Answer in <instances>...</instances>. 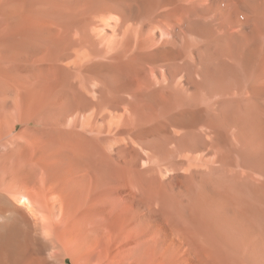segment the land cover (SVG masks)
Masks as SVG:
<instances>
[{
	"label": "bare ground",
	"instance_id": "6f19581e",
	"mask_svg": "<svg viewBox=\"0 0 264 264\" xmlns=\"http://www.w3.org/2000/svg\"><path fill=\"white\" fill-rule=\"evenodd\" d=\"M146 28L165 38L144 49ZM158 69L162 82L146 78ZM80 75L99 83L83 109L128 94L160 110L162 128L131 127L138 150L212 153L199 182L140 190L127 170L126 189L128 140L38 123L74 109ZM201 224L247 250L240 264H264V0H0V264H214Z\"/></svg>",
	"mask_w": 264,
	"mask_h": 264
},
{
	"label": "rangeland",
	"instance_id": "374dc122",
	"mask_svg": "<svg viewBox=\"0 0 264 264\" xmlns=\"http://www.w3.org/2000/svg\"><path fill=\"white\" fill-rule=\"evenodd\" d=\"M124 27H127L126 24L124 25ZM101 28L103 29V27L101 26L99 28V30H100L99 32H101L102 34L105 32L104 35H106V37L110 39L111 32L108 30L103 31ZM157 30L158 29L148 30L147 28L144 30V32H143L144 33L143 34L144 39L142 42V45H143L142 47L144 49L148 48V46L151 43L150 41H152V39H153L152 43H154V42L156 43L158 41H161L163 38H165V34H164L163 30H161V29H159V31H157ZM146 34H148V36ZM150 35H152V36H150ZM160 35L161 36L164 35V36H162L163 38ZM88 50L89 49H87V52L91 53V50H89V51ZM71 68H72V65L70 66V69ZM71 71L74 72V68H72ZM158 71L159 72L156 75H153L152 73H147L146 78L147 79L151 78V80H152L153 79L152 77L155 76L154 78H157V80L162 82V79H163V77H161V76H163L162 69H158ZM81 76H83V75H80L76 78L75 83L78 84L79 86L83 85V87L85 88L84 92H81L80 89L78 90L79 87L74 88V90L70 89L68 91L71 102L73 104H75L74 109H69V108H67L69 106H65V105L60 106L59 107L60 109H57L59 105L58 106L57 105L50 106L47 109L43 108L46 111L43 113L44 110L42 109L43 110L42 113L40 115H38L39 116L38 118H36L38 123H40L42 125L45 124L46 126L48 125L50 127L52 124H53L52 126L57 125L58 122H59L58 125H60V124L63 125V123L65 125H68V124L73 125L75 122L76 123L74 125H79L82 123L83 124H90L91 123L90 125L98 126L101 128V131L103 132L101 134V136L103 135L102 138L104 140H108V142L115 140V138H117L118 140L123 139V141L128 140L129 141L128 144L130 143V145H128L130 148L129 149L130 151L127 152L128 153L127 155H124V153H126V151L125 152L123 151V153L122 152L120 153V155L123 154L124 156H127V158L129 156V158H130V159L128 158L129 160L124 156H122L123 158H121V159H124V158L127 159L126 163L128 162L129 164L127 163L128 165H123V166H125V167L127 166L128 169L125 167L124 168L122 167L121 169H123V170L126 169V171L128 170L130 172L131 178H134V176H135V178L132 179V181L135 184H137L139 182V184H140L139 188L142 187V189H140V190H150V188H148V187L153 186V188H154L156 185L158 186L160 184V182H162L164 185L161 183V185L158 186L159 188L156 186L158 189H156V187H155L154 189L151 188V190H155V189L159 190L163 186V189H161V190H166V191L169 190V191H171V194H172L173 191L185 190L186 184H188L189 186L191 184L193 186V185H195V183L199 182V176L201 175V173H205L207 171L206 169L209 167L208 166L206 168V165L210 164V161L212 160L211 158L213 157L212 153H210L209 151H204V152L192 154L189 157V154H185V152H183V151L180 152V149H178L177 146H176L177 147V149H176L175 145H173V144L167 145L168 149L167 148L163 149L162 147L157 146L156 143H155V145L157 146V148L154 145V143H152L153 147H151L152 144L150 145L151 150L149 148L148 149L145 148L146 150L143 149L144 151H141L140 148L138 150L137 149L138 147L136 146L137 145L136 142L138 140L131 138L133 140H132V142L130 141L131 140L130 137L134 134L133 129H135V130L139 129L138 131H141L140 129L146 130V129H150L156 125H158L159 128H162L163 125L160 124V123H162V119H161L162 116L160 115V110H147L146 107H144L143 111H141L142 109H139V111H138L137 110L138 108L133 106L132 98L128 94L121 95L122 97L119 101H117L116 99L115 100L112 99L111 97H113V96H111V94H109V96H111L109 99H105L106 97H108V95L104 98V100H105V104L103 106L104 108H101V109L95 111L93 107H91V108L87 107V108H84L87 110H84L82 107H84L83 103H84L85 98H87L89 101H91V100L96 101V95L97 94H95V89L97 87H99V83L93 77H91V78L88 77V79H87V78H85V76L83 78H80ZM79 79H80V81H78ZM86 79H87V81H86ZM89 79H91V80L88 81ZM6 90L7 89H5V99L7 100V105H8L7 107L13 108V107H15L14 106L15 104L19 105L20 100L18 98L17 99L15 98L13 92L11 93V91H8V90L6 91ZM8 92H10V93H8ZM6 94H7V96H6ZM83 96H85V97L83 98ZM106 100H109V101H106ZM141 103L144 106V104L146 103L145 99H143L141 101ZM12 104H13V106H11ZM81 104H83V105L81 106ZM53 107L56 108L57 110L52 109ZM75 107H76V109H75ZM65 108H67V109H65ZM16 109H17V107H16ZM73 110H74V112H73ZM67 111H68V113L66 114ZM71 111H72V113H71ZM140 113H142V114H140ZM159 116H161L160 119H159ZM71 123H73V124H71ZM131 127L132 128L134 127V128L132 129ZM121 128H123V129L119 130ZM124 129H125V131H124ZM116 130H118V131L116 132ZM121 132H123L124 134ZM114 133H115V136H114ZM123 141L121 143H120V141H118L121 144V146H125L127 144L126 143L127 141L124 142V144H123ZM136 150H137V152H136ZM134 152H136V153H134ZM144 154H145V156L143 158ZM183 154H185V155H183ZM131 155L134 157H132ZM139 156H140V158H139ZM174 158H176V159H174ZM130 160H131V162H130ZM137 161H138V163H137ZM192 161H194V162H192ZM181 162H184L187 167L185 168L184 166H181L182 165ZM121 166H122V163H121ZM128 166L132 167V168H129ZM146 167H148V168H146ZM178 167H179V169H178ZM204 167H205V169H204ZM144 168H146V170ZM152 168H153V170H152ZM189 168H191V169L189 170ZM131 169H133V170H131ZM120 171H122V170H120ZM124 171L119 173L120 177H121V174H122V177L125 174H126L125 176L128 175L129 172L127 171V172L123 173ZM140 172H141V174H140ZM147 172H148V175L150 177L147 175ZM133 173H134V175H132ZM151 173H153V174L151 175ZM122 177H121V180L122 181L125 180V181L122 182L120 180V183H122V185H124L123 183L126 182L129 175H128V177H126V179H122ZM129 179H130V177L128 178V180ZM161 179H163V180H161ZM158 180H159V182H158ZM152 184H154V185H152ZM122 185L120 186L121 190H125V187L123 189ZM150 185H152V186H150ZM124 186H126V185H124ZM135 186L139 190V188H138L139 185H135ZM160 186H161V188H160ZM126 187H127L126 189H128V186H126ZM201 227H202V229L199 228V230H198L199 234L201 233L200 229L203 230L202 233L200 234L201 235L200 238L202 237V239H203V237H204V233H205L204 229L207 230L206 234L208 232V234L205 235V239L203 240V243L201 245L203 249L199 248L201 254L205 250V247H203L204 242L207 243V240H208V242L209 241L211 242L212 246L215 244V247H213V248L216 249L215 252L220 253V254L216 253L217 255L219 254V259H221V256H222L221 260L217 261V259H216V262L219 264L220 263H222V264L223 263L224 264H233L232 262H235V264L238 262V264H240L239 261H242L241 258H245V257L247 260L248 259L250 260V256L247 254V250L242 252L241 258L239 260V257L234 253L235 251H233L231 245H229V244L227 245L223 242L217 243L213 239V237L211 235L212 232H211L208 224H201ZM203 227H204V229H203ZM208 229H209V231H208ZM207 236H208V238H207ZM202 239H201V241H202ZM228 247H230V248L228 249ZM224 251H225V253L227 252V254H224ZM243 253H246V254H243ZM229 254L231 255L230 257L233 256L232 259L229 258ZM215 258H218V257L215 256ZM216 262L214 261V264H217Z\"/></svg>",
	"mask_w": 264,
	"mask_h": 264
}]
</instances>
